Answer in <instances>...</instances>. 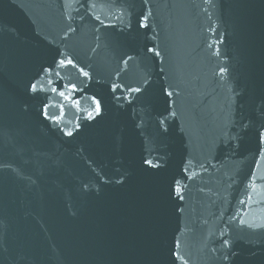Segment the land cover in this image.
Here are the masks:
<instances>
[{
  "label": "water",
  "instance_id": "water-1",
  "mask_svg": "<svg viewBox=\"0 0 264 264\" xmlns=\"http://www.w3.org/2000/svg\"><path fill=\"white\" fill-rule=\"evenodd\" d=\"M0 264H264V0H0Z\"/></svg>",
  "mask_w": 264,
  "mask_h": 264
},
{
  "label": "snow or ice",
  "instance_id": "snow-or-ice-1",
  "mask_svg": "<svg viewBox=\"0 0 264 264\" xmlns=\"http://www.w3.org/2000/svg\"><path fill=\"white\" fill-rule=\"evenodd\" d=\"M69 63H71V61H69Z\"/></svg>",
  "mask_w": 264,
  "mask_h": 264
}]
</instances>
